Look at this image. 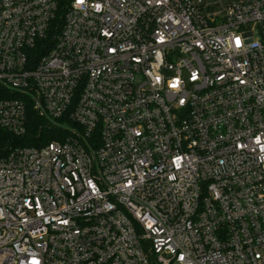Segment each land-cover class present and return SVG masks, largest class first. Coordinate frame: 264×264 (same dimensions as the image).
I'll use <instances>...</instances> for the list:
<instances>
[{
  "label": "built area",
  "instance_id": "2783aa9c",
  "mask_svg": "<svg viewBox=\"0 0 264 264\" xmlns=\"http://www.w3.org/2000/svg\"><path fill=\"white\" fill-rule=\"evenodd\" d=\"M0 264H264V0H0ZM62 120V122H58Z\"/></svg>",
  "mask_w": 264,
  "mask_h": 264
},
{
  "label": "trees",
  "instance_id": "16d2710c",
  "mask_svg": "<svg viewBox=\"0 0 264 264\" xmlns=\"http://www.w3.org/2000/svg\"><path fill=\"white\" fill-rule=\"evenodd\" d=\"M66 133V130L58 123L42 118L31 106H27L24 134L14 135L8 131L0 132V157L17 146L40 147L53 139L62 138Z\"/></svg>",
  "mask_w": 264,
  "mask_h": 264
}]
</instances>
